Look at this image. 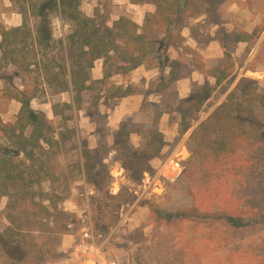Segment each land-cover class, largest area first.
I'll return each mask as SVG.
<instances>
[{
	"label": "rangeland",
	"instance_id": "1",
	"mask_svg": "<svg viewBox=\"0 0 264 264\" xmlns=\"http://www.w3.org/2000/svg\"><path fill=\"white\" fill-rule=\"evenodd\" d=\"M263 5L264 0H254L251 8L246 0H228L218 8L201 9L181 28L185 50H168L171 60L197 56L207 68L214 67L223 53L229 51L234 58V69L219 85L211 76L194 71L188 78L158 91L159 72L144 65L101 83L98 81L103 77L102 60H96L90 70L92 88L83 94L81 110H65L62 105H73V94L70 91L55 94L43 80L47 72L43 64H48L52 68L49 73L54 74L56 64L61 63L57 43L36 50L39 71L32 66L31 75L13 79L11 86L0 79L2 120L13 121L20 106L15 100L3 98L4 89L22 90L28 83L37 96L31 101V107L52 122V144L35 150V173H32L35 182L30 189L38 196L34 202L46 210L33 207L30 201H17L22 204V212H27L24 219L31 220L29 230L23 227L26 229L22 233L24 237H17L25 252L20 264H58L66 258L78 236L79 215L84 213L86 205L105 253L118 264H168V260H177L168 234L151 224L150 208L156 206L158 212L168 214L189 208L191 199L182 177L186 170L194 169V161L198 162L197 154L189 150L190 135L242 77L257 82V88L247 100L252 101L253 115L264 122V30L251 43H235L226 37L240 30L251 32L262 21ZM80 9L88 17L98 11L109 25L120 16L142 25L144 16L155 11L151 4H135L132 0H82ZM19 23L17 7L10 0H0V32ZM51 23L54 39H62L69 25L57 15L51 16ZM64 55L66 58L67 52ZM0 67L10 72L1 63ZM205 85L210 87L209 92ZM118 87L130 95L120 96V93L115 97L113 94ZM197 87L204 89V102L197 119L182 134L178 103ZM54 105L63 113L54 115ZM64 116L70 119L64 120ZM128 124L139 125L144 134L132 132L127 140L123 139L121 132ZM149 130L160 134L155 143L160 149L155 155L152 151L150 154L142 152V145L147 144L151 136ZM83 150L89 151L96 162L91 178L86 176ZM242 152L253 167L259 168L264 163V127L251 130L250 144ZM174 163L179 164L181 171L172 179L170 167ZM8 202V198L1 197L0 210ZM54 205L56 208H51ZM59 212L67 214L62 221L57 218ZM69 223L73 226L71 229L67 227ZM15 227L0 217V232L8 228V234L13 237ZM0 264H4L1 257Z\"/></svg>",
	"mask_w": 264,
	"mask_h": 264
},
{
	"label": "trees",
	"instance_id": "2",
	"mask_svg": "<svg viewBox=\"0 0 264 264\" xmlns=\"http://www.w3.org/2000/svg\"><path fill=\"white\" fill-rule=\"evenodd\" d=\"M10 1L17 7L22 23L0 32V63L10 70L6 72L0 67V79L11 86L13 79L31 75L32 66L39 71L36 50L57 43L61 63L56 64L54 74L49 73L52 68L48 64H43L47 71L43 80L55 94L68 91L73 94V105L64 103L65 110H81L83 94L92 88L90 70L96 60H102L103 77L98 82L127 75L144 65L159 72L158 91L188 78L194 71L211 76L219 85L234 69V58L229 51L212 68H207L197 56L185 58L182 53L184 57L171 60L168 55L170 48L185 50L181 28L189 17L198 15L201 9L218 8L228 0H132L155 8L144 16L142 25L126 16L109 25L98 11L88 17L81 12L82 0ZM253 3L254 0H246L250 8ZM52 15L69 25L62 39H54ZM261 15L262 21L251 32L240 30L227 34V39L235 43L254 42L264 30V10ZM64 52L68 54L66 58ZM28 85L25 83L22 90L9 87L2 90L4 99L15 100L20 105L13 121L0 117V198L9 200L0 210V217L8 225L16 226L13 237L8 234V228L0 232V257L4 264H20L25 257L17 237H24L22 233L29 230L31 220L24 219L27 212H22V204L17 201H30L33 207L46 210L34 202L38 196L30 189L35 182L32 176L35 150L52 144V122L31 107L37 96ZM256 86L255 80L242 77L225 100L191 133L189 150L197 154L198 162L194 161V169L186 170L182 177L191 199L189 208L169 214L158 212L156 206L150 208L151 224L168 234L172 251L177 252L178 261L168 260V264H264V163L259 168L253 167L242 152L250 144L251 130L264 127V122L253 115L252 101L247 100ZM205 89L211 90L207 85ZM121 90L118 87L113 95H130ZM204 95V89L197 87L189 97L179 101L180 133L189 130L197 119ZM53 113L63 112H58L54 105ZM67 119L70 117L64 116ZM149 131L151 136L142 145V152L152 151L155 155L160 149L155 146L160 134ZM132 132L143 135L145 131L137 124H128L123 127L121 137L127 140ZM82 153L86 176L91 178L96 162L89 151ZM51 208L55 209L56 205ZM65 217L67 214L63 212L57 216L61 221Z\"/></svg>",
	"mask_w": 264,
	"mask_h": 264
},
{
	"label": "built area",
	"instance_id": "3",
	"mask_svg": "<svg viewBox=\"0 0 264 264\" xmlns=\"http://www.w3.org/2000/svg\"><path fill=\"white\" fill-rule=\"evenodd\" d=\"M170 170L174 175L172 179L179 176L181 171L178 163H174ZM162 173L164 174L165 170ZM67 227L71 229L73 226L69 223ZM77 232L78 236L71 250L67 252V257L58 264H118L105 253L104 244L97 238L88 205L84 213L79 215Z\"/></svg>",
	"mask_w": 264,
	"mask_h": 264
},
{
	"label": "crops",
	"instance_id": "4",
	"mask_svg": "<svg viewBox=\"0 0 264 264\" xmlns=\"http://www.w3.org/2000/svg\"><path fill=\"white\" fill-rule=\"evenodd\" d=\"M21 23H22V18H21V15H20V23L15 25V26H19ZM15 26H12V27H15Z\"/></svg>",
	"mask_w": 264,
	"mask_h": 264
}]
</instances>
